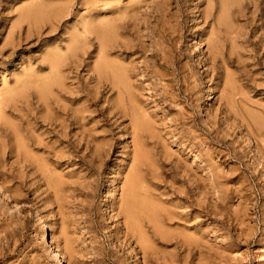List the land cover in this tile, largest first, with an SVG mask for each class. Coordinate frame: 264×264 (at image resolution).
<instances>
[{
  "label": "rangeland",
  "instance_id": "374dc122",
  "mask_svg": "<svg viewBox=\"0 0 264 264\" xmlns=\"http://www.w3.org/2000/svg\"><path fill=\"white\" fill-rule=\"evenodd\" d=\"M61 263L264 264V0H0V264Z\"/></svg>",
  "mask_w": 264,
  "mask_h": 264
},
{
  "label": "bare ground",
  "instance_id": "6f19581e",
  "mask_svg": "<svg viewBox=\"0 0 264 264\" xmlns=\"http://www.w3.org/2000/svg\"><path fill=\"white\" fill-rule=\"evenodd\" d=\"M129 214V213H128ZM148 218L150 219V221L151 222H153V223H155V218H154V213H148ZM132 216V215H131ZM134 220V219H133ZM136 220L137 219H135V221L131 224L135 229H136V231H137V233H138V236H139V238H140V241H144V238H143V236L141 235V232L139 231V228H137L138 227V225H137V222H136ZM43 225V224H42ZM130 226V225H129ZM137 226V227H136ZM130 228V227H129ZM131 230V229H130ZM47 235V234H46ZM45 235V236H46ZM45 238V237H44ZM184 239V238H183ZM188 239V238H187ZM46 240H48V239H46ZM183 243V242H182ZM184 244L185 243H183L182 244V246H184ZM186 245V244H185ZM62 264V263H61Z\"/></svg>",
  "mask_w": 264,
  "mask_h": 264
}]
</instances>
